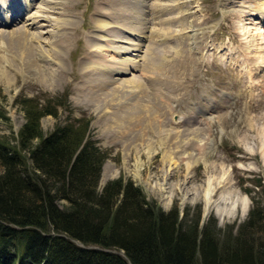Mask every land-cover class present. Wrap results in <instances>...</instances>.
I'll return each instance as SVG.
<instances>
[{"label": "rangeland", "instance_id": "1", "mask_svg": "<svg viewBox=\"0 0 264 264\" xmlns=\"http://www.w3.org/2000/svg\"><path fill=\"white\" fill-rule=\"evenodd\" d=\"M125 1L57 0L51 4H58L55 13H47L43 0H37L29 15H40L43 37L49 36L48 31L62 33L58 48L47 52L48 64L35 46L25 48L26 64L13 51L19 44L11 42L12 47L9 39L0 38V140L17 143L25 122L24 100L33 107L56 109V115L40 119L44 134L57 124L84 118L86 136L106 153L100 186L118 177L131 179L159 209L177 208L180 215L187 213L188 220L200 216L199 227L207 220L224 231L231 226L235 230L253 205L264 209V39L253 30L264 31L263 5L258 7L257 0H148L145 11L153 8L150 13L156 17L155 26L152 22L148 26L164 27L174 37L153 41L151 27L139 51L115 54L109 46L127 43L109 41L111 31L113 36L136 40L125 29L122 34L118 31L133 20L127 7L137 0ZM9 8L2 12L3 23L7 14L20 10L16 4ZM50 16L66 19L65 26L54 19L49 22ZM146 18L150 19L148 14ZM162 19L166 23L160 25ZM97 20L117 27L102 31ZM187 20L199 29L194 50L187 44ZM132 53L137 54L139 70L119 78L138 76L143 93L139 89L121 93L117 84L103 81L101 76L110 75L107 71L83 67L88 61L103 65L118 56L133 58ZM136 101L145 105L134 108L139 114L133 113ZM150 108L157 109L162 131L149 127ZM181 134L188 140L179 147L173 138Z\"/></svg>", "mask_w": 264, "mask_h": 264}, {"label": "trees", "instance_id": "2", "mask_svg": "<svg viewBox=\"0 0 264 264\" xmlns=\"http://www.w3.org/2000/svg\"><path fill=\"white\" fill-rule=\"evenodd\" d=\"M22 102L17 143L0 140V264H264V209L227 230L149 202L131 179L100 186L106 153L88 120Z\"/></svg>", "mask_w": 264, "mask_h": 264}, {"label": "bare ground", "instance_id": "3", "mask_svg": "<svg viewBox=\"0 0 264 264\" xmlns=\"http://www.w3.org/2000/svg\"><path fill=\"white\" fill-rule=\"evenodd\" d=\"M10 1V2H9ZM27 1V0H26ZM24 0V3L26 2ZM57 1V0H56ZM56 1H49V0H43V4L46 8V12L47 13H52V11L55 13V11L57 10V6L58 4H55L54 6H51V4H54V3H57ZM128 1V0H126ZM125 1V2H126ZM256 1V0H254ZM258 2V7L263 5V8L261 6V8L264 10V1L260 2L261 0H257ZM9 2V3H8ZM45 2V3H44ZM148 0H137V2L135 3V1H131V4H129V6L127 7L129 9V12H131V10L133 11V17L131 19H133L131 21V23H124V28H120L121 30H126V32L133 36L136 40H132L131 38L129 37H124L122 36L119 37L117 35H120V34H117L116 36H113L114 34H112V31H111V35H112V38L109 39V41H111L112 43H118V41L123 42V43H127V46H124L122 44H115L117 46H109L108 48L111 50V51H114L115 54H120V53H126L128 55H130V51H139L140 48H141V45H140V42L143 41V38H145V35L146 33L149 32V30L151 29L152 27V30H151V36L150 35V38L155 39V41H160L161 42V39L165 37V39H171L174 37V35L172 34V32H165L164 30H162L161 28L164 29V27H159V28H155L153 26H148L150 24V22H152V24L155 22L156 23V17L153 19V13L151 14L150 11L154 10L153 8L150 9L149 12H146L145 11V8H146V5L147 4ZM10 4L11 6H8L6 4ZM28 3V1H27ZM245 4H248V2H243ZM0 4H2V6L4 8H9V7H13V4H16L17 6V9H20V10H23V5H22V0H0ZM26 4V3H25ZM31 4H27V6H30ZM150 6V4H149ZM246 6V5H245ZM44 9V8H43ZM42 9V10H43ZM153 12V11H152ZM247 12V11H246ZM57 13V12H56ZM245 13V12H244ZM147 14L149 15L150 19L146 18ZM8 18H7V21L4 22V24H7L9 23L8 20H12V19H15V14L11 15L10 13L7 14ZM40 17V15L36 14L34 17L31 16V17H28L27 20H25L23 23V25L19 28V29H16V30H13V31H6V30H0V38H7L9 39L10 41H8L9 44H11V42H17L19 44V49H16L15 47V50L13 51H16V55L18 54L20 56V58L24 59L23 61L28 64V60L25 59L26 57V54H25V48H29L32 46H35L36 49L38 50V54L39 56L42 57V59H44V63L45 64H48V62L51 60L50 56L47 55V52L50 51V50H53L54 48H58V46L60 44L57 43L58 39L62 36V33H57L56 31H48L47 33L49 34L48 37L50 38H44L43 37V31H39L40 28H42L44 25L41 24L39 27L38 25V18ZM61 16H58L57 18H52V16L50 17H46L47 20L50 22L51 19L53 20H56L57 23H59V25H64L65 26V23H66V19H61L59 18ZM251 19V18H250ZM46 20V19H44ZM252 20V19H251ZM14 21V20H13ZM12 21V22H13ZM99 22V24L97 25V29H100V30H105V29H111V28H116L117 26H112L108 23H106L105 21L103 20H97ZM16 22V21H14ZM71 22V21H70ZM188 22V26H187V30L189 32V35H186L188 38H187V44L188 46H190L191 50H194L193 47L194 46H197V44H195L194 42L195 41V37H196V32L197 30H199L197 27H195L196 25L193 24V21H190V20H187ZM119 23V22H118ZM162 23H166L165 20H161L159 22V24L161 25ZM251 23V22H249ZM257 23V22H255ZM260 23H263L264 24V16L262 15L261 17V21ZM199 24V23H198ZM151 25V24H150ZM154 25V24H153ZM150 28H148V27ZM155 26V25H154ZM60 28V27H59ZM65 28V27H64ZM68 28V27H67ZM244 28V27H242ZM246 29L248 28V26L245 27ZM244 28V29H245ZM61 29V28H60ZM149 29V30H148ZM65 30V29H64ZM73 30V29H72ZM248 30V29H247ZM253 30L255 31V33L257 35H259L260 37H262V39H264V31L260 28V27H254ZM61 31V30H60ZM153 31V33H152ZM245 31V30H244ZM67 32V31H66ZM70 32V31H69ZM123 32V31H122ZM46 33V34H47ZM71 33V32H70ZM163 34V35H162ZM28 35L30 36V38L32 39L34 45H31V43H29V40H28ZM107 35V34H106ZM176 35V34H175ZM67 36V35H66ZM71 36V35H70ZM127 36V35H126ZM144 36V37H143ZM100 37V36H99ZM124 38V39H123ZM67 39V38H66ZM65 39V40H66ZM101 40V38H98ZM158 39V40H157ZM108 40V39H107ZM105 41V40H104ZM193 41V42H192ZM5 42V41H4ZM159 42V43H160ZM4 44H7V43H4ZM65 44V43H64ZM107 44V43H106ZM0 45H3V43L0 42ZM12 45V44H11ZM110 45V43H109ZM13 47V45H12ZM48 47V48H47ZM63 47V46H62ZM106 47V46H105ZM138 53V52H137ZM131 55H134L135 57H128V56H124L123 58H118L117 59H114V60H111V63H107V64H98L94 61H88V62H85V64H83L84 66V69L87 68V67H92L94 69H98V71L101 73V72H108L107 74H110L108 76H105L106 74H104V76H101L103 78V81L104 79H106V81L110 82V83H113V84H117L115 85V87L118 88V90L122 93H125L124 91H126L127 93H131V92H137L138 89L141 90V93H143L142 91V81L140 80V78L138 76H135L133 75L131 78L129 79H124V78H119L120 76H123L125 74H127V72L130 71V73L133 72L134 69H138V67H140V64H139V60L137 61L136 57H137V54H131ZM7 56V54H6ZM28 57V56H27ZM2 54L0 55V62L2 61ZM112 59V58H111ZM106 61V60H105ZM108 61V60H107ZM58 64L61 65V62L58 61ZM62 66V65H61ZM60 66V67H61ZM30 67V66H28ZM1 68V67H0ZM4 69V68H3ZM48 69V68H47ZM91 69V68H89ZM2 70V68H1ZM0 70V71H1ZM41 70V69H40ZM139 70V69H138ZM87 71V70H86ZM96 71V70H95ZM89 72V70L87 71ZM49 73V72H48ZM132 75V74H131ZM117 76V77H115ZM7 77V76H6ZM3 78V77H2ZM9 78V77H8ZM101 79V78H99ZM97 78V80H99ZM9 80V79H8ZM96 80V81H97ZM121 80V81H120ZM1 81V80H0ZM95 81V80H94ZM119 81V82H118ZM8 82V81H7ZM11 82V81H10ZM9 82V83H10ZM107 82V83H108ZM10 85V84H9ZM91 85V84H90ZM146 85V83H145ZM95 86V85H94ZM101 86V85H100ZM125 86V87H123ZM149 86V85H148ZM152 86V85H151ZM114 87V88H115ZM150 87V86H149ZM94 89V88H93ZM101 89V88H100ZM116 89V88H115ZM114 89V90H115ZM113 90V89H112ZM99 91V90H98ZM116 91V90H115ZM102 92V91H101ZM107 92V91H106ZM94 93V92H93ZM98 93V92H97ZM129 93V94H130ZM106 94V93H105ZM112 94V93H110ZM99 95V94H97ZM102 95V94H101ZM117 95V94H116ZM127 95V94H126ZM134 96V95H133ZM99 97V96H98ZM104 97V96H103ZM123 97V95H122ZM102 98V97H101ZM117 98V96H116ZM115 98V100H116ZM134 98V97H133ZM126 99V97H125ZM124 99V100H125ZM137 100V99H136ZM130 101V100H129ZM128 101V102H129ZM123 102V101H122ZM133 102V101H132ZM126 104V103H125ZM128 104V103H127ZM133 104V103H132ZM131 104V105H132ZM161 105V104H159ZM145 105H143V101L141 102H135L133 104V109L134 108H142L144 107ZM152 107V106H151ZM124 108V107H123ZM120 109V108H119ZM132 109V108H131ZM132 109V110H133ZM150 114H149V121L147 122L149 127H151L152 129H155L156 132H159V131H162V126L164 127V125L160 122H158V120H156L157 118V109L156 108H150ZM138 109H134L133 110V113H136ZM147 110V109H146ZM158 110H160L158 108ZM211 110V109H210ZM123 112V111H121ZM132 112V111H131ZM137 113L139 114V112L137 111ZM118 114V113H117ZM132 114V113H131ZM163 113H161L162 115ZM145 115V113H144ZM147 115V114H146ZM160 115V114H159ZM136 116V115H135ZM140 116H142V114H140ZM139 116V117H140ZM139 119V118H138ZM143 119V118H142ZM145 120V119H144ZM135 121V120H134ZM139 121V120H138ZM137 121V122H138ZM136 123V122H135ZM140 123V122H139ZM143 123H146L143 121ZM140 125V124H139ZM145 126V125H144ZM142 127V126H141ZM150 128V129H151ZM154 131V130H153ZM168 131V130H167ZM155 133V132H154ZM162 134V132H160ZM164 133V132H163ZM171 133V132H170ZM183 133V132H182ZM174 135V133H172ZM172 135V137H174ZM183 134H181L180 136H175L173 139H174V142L175 143H180L179 147L183 144L185 145L186 144V141L188 140V138H185L182 136ZM145 136H147L145 134ZM170 136V135H169ZM185 136V135H184ZM163 137V136H162ZM198 138V137H197ZM168 139V138H167ZM183 151L185 149H182ZM188 154V153H187ZM185 156V155H184ZM190 156V155H189ZM166 158V157H165ZM168 158H170L168 156ZM192 158V157H191ZM174 163V162H173ZM177 163V162H176ZM173 165V164H172ZM179 165V164H178ZM139 170V163L137 164V167H136V171Z\"/></svg>", "mask_w": 264, "mask_h": 264}]
</instances>
